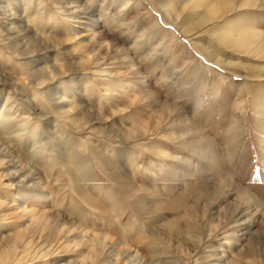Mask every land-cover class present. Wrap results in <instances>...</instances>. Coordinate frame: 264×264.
Listing matches in <instances>:
<instances>
[{"label":"bare ground","instance_id":"6f19581e","mask_svg":"<svg viewBox=\"0 0 264 264\" xmlns=\"http://www.w3.org/2000/svg\"><path fill=\"white\" fill-rule=\"evenodd\" d=\"M101 1L97 5V0H88L89 3L85 0H0V97L5 91V99L0 106V168L5 169L2 177L12 180L8 185L22 187L17 193L0 191L1 195L11 198L0 201L4 207L0 208V218L16 222L0 224V264H35L40 257L47 256L50 249L61 250L63 247L78 252V256L57 260L53 264H264V207L252 194L242 191L221 175L201 179L195 184L199 193L186 211L184 225L171 221L164 231L161 228L154 231L149 237L151 253L146 255L129 243L121 242L118 237L96 233L76 223L65 209H61L64 200L60 199L55 204L50 195L42 191L47 186L44 178L49 179L53 169L60 167L56 180L59 182L58 190L70 187L86 204L99 206L83 188L86 179L92 177L89 160H85L81 148L68 142L66 129L84 138L105 133L108 137L124 141L143 138L150 133L149 127L140 124L112 126L108 130L98 128L96 124L111 123L117 110H97L86 105L83 101L85 93L81 91L75 100L74 90L79 89L69 83L72 75L89 78L102 75L108 82L117 84L114 80L120 76L117 67L125 68L127 78H137L141 74L135 59L120 40L129 13L127 9L134 0ZM111 1L116 2V9H120L114 17L105 11L111 10L112 5L108 3ZM147 2L187 36L196 37L207 31L212 19L220 11L224 12L230 0ZM136 5H140L139 2ZM97 13L106 16L107 21L102 28L97 23ZM63 33H68V36ZM218 36L225 44L254 48L253 54L264 55V39L260 32L235 35L227 31ZM71 40H75L76 48L68 50L65 47ZM201 48L216 63L230 64L220 60L206 45ZM56 53H63L67 61L59 63ZM259 69L264 70V66ZM141 80L139 86L144 87L145 82ZM17 85H21V89L16 88ZM111 95L116 102H122L115 93ZM148 97L151 103L159 106L160 119L178 114L174 102L154 96L147 89L131 98L128 106L136 101L145 102ZM63 125L68 128L64 129ZM22 138L26 140L23 146L20 143ZM193 140L190 142L195 150L206 147L205 141ZM106 164L125 195L144 190L123 166L107 160ZM221 194L235 195L236 205L224 217V225L219 229L212 227V218L204 221L196 210L200 200L207 199L211 203ZM144 211L153 214L149 207ZM257 215L262 217L259 226ZM145 232L135 238L140 246L145 244ZM163 241L167 249L159 246Z\"/></svg>","mask_w":264,"mask_h":264},{"label":"rangeland","instance_id":"374dc122","mask_svg":"<svg viewBox=\"0 0 264 264\" xmlns=\"http://www.w3.org/2000/svg\"><path fill=\"white\" fill-rule=\"evenodd\" d=\"M97 2L99 5L102 1ZM138 2L140 5H136ZM108 3L112 5L111 10L105 11L114 17L120 9H116V2ZM228 4L224 12L220 11L212 19L207 31L195 37L187 36L147 0H134L127 9L129 13L120 40L135 59L141 74L137 78H127L125 68L117 67L116 71L121 76L114 79L117 84L110 80L108 82L102 75L70 77L69 83L79 89L74 90L75 100L81 91L85 93L83 97L86 99L83 98V101L86 105H92L97 110H117L111 123L96 124V127L108 130L112 126L140 124L149 127L150 131L147 136L132 141L114 139L105 133H95L85 139L63 125L67 140L72 143L69 144L81 148L85 160H89L87 163L92 177L86 179L83 188L99 206L86 204L70 187L58 190L59 182L56 180L60 167L53 169L49 179L44 178L50 188L46 186L42 191L50 195L55 204L60 199L64 200L61 209H65L76 223L87 226L93 232L118 237L121 242L129 243L146 255L151 253L149 237L154 231L160 228L164 231L171 221L184 225L186 211L199 193L195 184L201 179L215 175L226 177L242 191L252 194L264 207V70L259 69L264 66V55L253 54L254 48L225 44L218 36L227 31L235 35L257 31L262 33L264 39V0H230ZM101 14H96L100 28L107 21L106 16ZM63 35L66 37L68 33ZM203 45L220 60L230 64L216 63L201 48ZM65 48H76L75 40H71ZM55 56L59 58V63L67 61L63 53H56ZM140 80L145 82L144 87L139 86ZM16 88L21 89V85ZM143 89L163 100L174 102L178 114L160 119L159 106L151 103L149 97L145 102L136 101L128 106L129 100L141 94ZM110 92L115 93L122 102L113 100ZM3 94L5 91L0 97V106L5 99ZM191 139L205 141L203 144L206 147L195 150ZM25 142L22 138L20 143L23 146ZM106 160L123 166L144 190L125 195L116 178L111 176L112 170L108 168ZM4 171L0 168V175ZM0 182V191L17 193L22 190L19 189L22 187L8 185L12 180L2 175ZM234 199L235 195L232 194H221L211 203L202 199L198 203L197 215L204 221L212 218V227L219 228L224 223V217L234 209ZM8 200L11 198L0 194L1 202ZM148 207L153 214L145 213ZM0 208L4 207L0 204ZM9 221L0 218L1 225L16 224ZM257 222L259 226L262 217ZM144 230L146 241L144 246H140L141 243L135 238L140 233L143 235ZM159 246L167 249L165 241ZM78 254L64 247L61 250L50 249L49 254L40 257L35 264H53L57 260L75 258Z\"/></svg>","mask_w":264,"mask_h":264}]
</instances>
